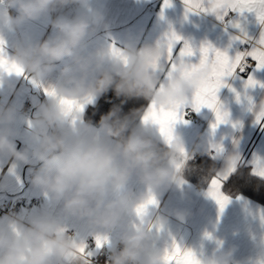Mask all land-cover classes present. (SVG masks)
<instances>
[{
	"label": "clouds",
	"instance_id": "9594fccd",
	"mask_svg": "<svg viewBox=\"0 0 264 264\" xmlns=\"http://www.w3.org/2000/svg\"><path fill=\"white\" fill-rule=\"evenodd\" d=\"M76 6L75 14L63 10ZM8 9H14L12 15ZM48 19L46 38H20L11 43L8 61L23 70L38 88L58 70L54 83L44 89L53 94L37 106L28 122L27 146L18 149L13 125L17 112L0 108V157L14 165H31V183L49 202L84 221L87 228L109 238L119 230L118 244H110V264H164V251L152 246L165 221L141 218L136 209L150 196L184 183L186 163L178 135L168 142L153 134V123L134 124L139 111L120 116L113 108L98 125L85 121L79 104L113 91L117 97L143 98L158 109L175 111L188 105L210 69L197 68L185 75L177 68L164 81L154 67L164 56L162 45L124 48L89 42L106 28L103 13L91 0H2L0 32H16L29 22ZM0 74H8L0 71ZM8 75H16L15 71ZM17 76V75H16ZM163 85V87H161ZM64 101H71V104ZM157 126V125H156ZM160 141L163 142L161 146ZM183 166L178 170L177 165ZM14 175V168L4 177ZM135 180L142 191L129 185ZM82 240L48 213L0 219V264H90L79 251ZM255 258L248 264H264V240L257 241ZM235 248L201 255L202 264H234Z\"/></svg>",
	"mask_w": 264,
	"mask_h": 264
},
{
	"label": "crops",
	"instance_id": "0c3cea01",
	"mask_svg": "<svg viewBox=\"0 0 264 264\" xmlns=\"http://www.w3.org/2000/svg\"><path fill=\"white\" fill-rule=\"evenodd\" d=\"M91 5L103 13L107 26L101 28L92 38L89 50L94 49L97 43L111 44L118 48H124L128 44L137 48L155 46L164 42L167 33L174 31L183 38L176 44L174 55L179 54L187 41L194 48L195 55L186 58V62L198 64L201 46L211 44L214 48L227 50L230 56H234L241 46L249 47L248 44L234 39L242 35L241 29L252 40H258L264 30L254 13L246 12L243 16L234 13L232 19L228 15L220 20L211 12H187L184 0H170L169 7H164V0H91ZM208 6V0H204V7ZM8 10L15 15L14 9ZM76 11L75 6L67 14H75ZM234 23H238L240 28L233 27ZM50 31L49 20L41 19L25 24L16 32H0V39L5 43V51L10 53V45L17 39L41 40ZM169 67L162 58V81L166 79ZM57 75L58 70L48 77L44 87L38 88L27 76L0 74V108L11 107L17 112L18 118L13 127L19 134L16 137L18 149L27 146L28 122L35 114L37 106L47 101L44 88L54 83ZM250 75L259 82L252 87L246 86ZM262 84L264 69H257L256 66L225 78L226 86L219 90L218 99L222 109L229 113V118L228 123L218 125L215 132L211 128L215 123V114L210 109L205 107L197 112L189 103L181 110L182 119L174 125V135L181 138L189 158L182 173L184 183L161 192L157 205L148 209L147 221L155 223L157 218L165 221L152 242L154 248L164 251L175 240L199 256L214 255L218 249L235 248L234 264H248V261L255 258V245L257 241L264 240V221L261 220L264 216V205L246 195L231 196L226 192L225 186L239 168H249L253 176L264 181V177L254 174L253 171L254 159H264V118L257 121L258 114L264 110ZM100 99L101 96L96 97L93 102L85 105V121L87 111L95 107ZM26 103L30 104L27 109L24 108ZM189 114L194 117L192 121L188 118ZM142 116L137 125L141 123ZM153 134L158 135L156 125H153ZM160 143L163 146V142ZM211 144L222 145L224 151L217 154L210 148ZM198 154H203L200 158L208 157L219 164L217 174L227 169L231 158L237 159L236 170L223 185L222 191L230 197V203L222 213L216 202L205 194L209 183L202 186L185 174L187 165L195 162L193 160ZM32 167L14 165L10 159L0 157V208H11L13 201L18 198L27 202L34 197H44L39 208L30 210L26 203L20 205L16 216L0 210V219L17 217L26 223L33 215L48 213L57 218L68 231L76 230V235L87 245L86 252L91 251L88 247L91 238L95 239L93 252L102 247H110L109 244H104L97 248L96 237L104 236L102 232L89 229L84 221L67 216L60 205L52 204L42 191L33 187ZM13 168L14 175L5 180L4 177ZM129 187L134 191L143 190L135 180L130 182ZM206 232L211 233L212 239L205 237ZM108 239L110 244H118L119 230Z\"/></svg>",
	"mask_w": 264,
	"mask_h": 264
},
{
	"label": "snow or ice",
	"instance_id": "6c2138e0",
	"mask_svg": "<svg viewBox=\"0 0 264 264\" xmlns=\"http://www.w3.org/2000/svg\"><path fill=\"white\" fill-rule=\"evenodd\" d=\"M184 4L187 12H211L217 16L218 19L224 20L230 12L237 13L243 16L244 13H254L258 23L264 27V0H208V7H204V0H184ZM170 6V0H164V7ZM233 27L240 28L238 23H234ZM241 36L234 37L239 40L242 44H248L249 47L237 51L234 56H230L227 50L221 51L214 48L211 44L201 46L199 49L200 59L198 64L186 62V58H190L195 55L194 48L185 41L183 47L180 49L178 55H174V49L177 43L183 38L176 32L172 31L166 34L164 42L158 43L164 48V56L162 57L169 64V70L167 71L166 78L171 76L172 72L176 71L177 68H182L184 74L187 75L191 71L199 68L207 67L210 69L207 79L202 81L192 96L190 101L192 107L199 112L201 108H208L215 114V123L211 125L213 132L220 124L228 123L229 113L222 109V106L218 99V92L221 87L225 85V78L232 77L237 72H244L249 66V61H254L257 69H264V30L261 31L258 40H252L243 29H241ZM4 41L0 39V71L11 74L15 71L17 76L23 74V70L11 63L6 58L4 51ZM114 51L115 46L113 45ZM160 70L161 62L154 66ZM256 81L251 75L246 81V86H255ZM163 87V85H161ZM264 87V84L261 85ZM45 94H53L49 89H44ZM239 98V97H238ZM65 103L71 104V101H64ZM93 102L92 98L85 104H79L78 108L80 111L84 110L86 104ZM186 105L178 106L175 111H165L158 109L155 104H150L147 108L143 121L145 123L151 122L159 127L161 135L168 141L171 142L174 139V125L182 119L181 110ZM264 118V110H262L258 116L257 121ZM235 127V125H233ZM210 148L214 149L217 154L224 151L223 146L220 144H211ZM181 154L184 157L183 163L188 160V154L184 148L180 149ZM182 164L177 165L179 170ZM236 158H231L229 166L223 172L215 175L209 182L207 197L214 200L218 205L220 212L222 213L228 203H230V197L226 195L222 189L224 182L228 177L236 170ZM254 174L264 177V159L256 158L253 161ZM157 200L154 196H150L144 203L139 205L136 209L137 216L143 218L150 206L157 205ZM264 221V216L261 217ZM162 228V226H161ZM205 237L212 239L211 233H205ZM108 243L106 236L96 237V247L100 248L104 244ZM86 244H82L79 251L81 253L86 252ZM86 255H91L87 253ZM164 264H202L199 255L190 248H184L178 244L175 240L172 241L170 247L165 248L163 255Z\"/></svg>",
	"mask_w": 264,
	"mask_h": 264
},
{
	"label": "trees",
	"instance_id": "16d2710c",
	"mask_svg": "<svg viewBox=\"0 0 264 264\" xmlns=\"http://www.w3.org/2000/svg\"><path fill=\"white\" fill-rule=\"evenodd\" d=\"M148 104L149 101L143 98L117 97L113 91L109 90L106 94L101 95V99L95 107L87 111L86 119L92 124L98 125L101 116L118 107L122 117L139 111L141 115L134 120V124L137 125ZM218 168L217 162L204 157L188 164L185 174L194 182L206 186L217 175ZM225 190L231 196L246 195L264 205V181L253 176L249 168H239L226 183Z\"/></svg>",
	"mask_w": 264,
	"mask_h": 264
},
{
	"label": "built area",
	"instance_id": "2783aa9c",
	"mask_svg": "<svg viewBox=\"0 0 264 264\" xmlns=\"http://www.w3.org/2000/svg\"><path fill=\"white\" fill-rule=\"evenodd\" d=\"M0 2H2V0H0ZM75 6H69L68 8L64 9L63 11L65 13H70ZM234 17V13L230 12L229 13V19H232ZM246 46H241L239 48V51H242L244 49H246ZM255 66V62L254 61H249V66L245 69L246 71L253 68ZM29 103H26L24 108L27 109L29 107ZM189 120H193L194 117L189 114L188 115ZM201 156H203V154H198L197 157L193 160L196 161L198 160ZM44 197L43 196H38V197H34L29 199L27 202L24 199L18 198L16 200L13 201L11 208H0L1 212L9 214L11 216H16L18 213V208L20 205L22 204H27L28 208L30 210L36 209L41 207L42 203H43ZM69 232L76 234V230H70ZM94 244H95V239L91 238L89 240V252L87 253H91V255H88L87 258L90 262V264H110L109 261V256H110V247H102L100 249H98L96 252H93L92 249L94 248Z\"/></svg>",
	"mask_w": 264,
	"mask_h": 264
}]
</instances>
